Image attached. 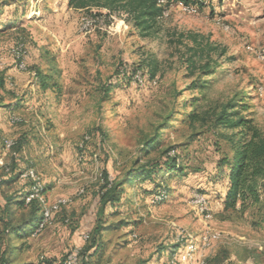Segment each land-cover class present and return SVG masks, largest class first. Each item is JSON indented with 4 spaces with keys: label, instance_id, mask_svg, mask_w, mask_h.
I'll return each mask as SVG.
<instances>
[{
    "label": "rangeland",
    "instance_id": "1",
    "mask_svg": "<svg viewBox=\"0 0 264 264\" xmlns=\"http://www.w3.org/2000/svg\"><path fill=\"white\" fill-rule=\"evenodd\" d=\"M166 1L170 2L159 17L157 31L142 35L123 11L108 14L103 8L77 9L68 6L67 0H14L9 4L0 0V97L14 85L6 87L4 78L13 64L32 85L26 89L34 93L28 99L33 106L39 97H32L43 90L34 70L52 72L57 86L49 85L40 96L47 104L41 109L45 119L34 123L28 135L42 152L56 151L62 142L69 145L76 149L74 165H86L87 172H93V182L77 184V200L72 203L71 196L63 197L66 202L38 233L32 230L23 241L11 238V244L21 245L10 252L15 261L61 264L78 246L77 264H168L170 250L184 245V240L176 239L181 228L183 236L191 234L196 240L209 227L221 235L198 250L203 264H264V192L260 201L242 210H224L220 200L228 178L226 165L221 167L218 161L223 153L231 155L232 149L218 131L230 133L235 128L213 129L208 120L190 123L184 115L191 104L180 106L183 99L200 96L197 110L201 114L243 93L239 114L251 118L264 133V0H203L201 6L190 1L187 4L195 12L184 7L183 0ZM85 19L91 20L90 27L83 26ZM20 41L24 48L17 57ZM208 43L216 46L210 52L215 65L206 77L208 85L188 88L199 72L196 69L187 75L184 57L190 53L188 47L203 46L204 59ZM194 58L196 63L203 60L199 55ZM23 60L24 68L18 64ZM82 138L86 140L80 147ZM147 139L158 143L148 146ZM3 143L2 139L7 151ZM166 147L182 168L170 169L161 163L151 179L137 177L125 183L120 200L106 204L101 213L105 227L93 251L92 228L100 215L94 190L103 174L118 181L147 158L163 161L161 150ZM30 153L36 155L33 148ZM49 159L39 155L38 167L33 165L43 186ZM6 160L0 155V166ZM51 163L57 164L56 159ZM63 168V174L71 171ZM261 185L264 190V178ZM162 189L166 196L155 200ZM198 192L211 212L208 218L193 202ZM85 232L88 237L83 239Z\"/></svg>",
    "mask_w": 264,
    "mask_h": 264
},
{
    "label": "trees",
    "instance_id": "2",
    "mask_svg": "<svg viewBox=\"0 0 264 264\" xmlns=\"http://www.w3.org/2000/svg\"><path fill=\"white\" fill-rule=\"evenodd\" d=\"M13 1L14 0L9 2V0H5L4 4H9ZM190 1H195L198 6H201L203 3V0H183L184 3H189ZM169 2H164V0L162 2H159V0H67L68 6L77 9H90L91 7L97 9L103 8L106 9V13L108 14L115 10L123 11L132 19L133 25L142 35H149L157 31L159 27V17L162 15L163 10L168 6ZM192 36L193 39L197 41L196 36ZM206 45L205 55L207 58L204 59L202 58L204 56V54H202L204 51L203 46H199L198 48L194 46L188 47L190 53L184 57L187 75H193L196 69L199 71L196 78L190 80L187 86L188 88L195 87L197 89H205L208 85L209 80L206 77L211 74L215 65V60L212 58L210 52L215 50L216 46L210 43ZM223 51L224 48L222 47L219 53ZM196 55H199V58L203 60L196 63L194 58ZM34 72L43 88L49 87V85L54 87L57 86L56 82L53 80L54 75L52 72L51 74L49 72H43L40 68L35 69ZM153 73L154 69L151 70V74ZM0 86L3 87L2 81H0ZM236 95L237 94L221 104H215L212 108L204 109L201 114L197 110L200 96H192L188 100L183 99L180 104L181 107L191 104L192 109L184 115L190 123L197 120L203 122L208 120L213 129H218L222 126L235 128V130L230 133L218 131L220 136L225 137L229 141L230 148L232 149L231 155L228 156V154L223 153L218 161L219 166L222 167V165H226L227 169L226 175L228 182L223 198L224 210H242L247 204L260 201L262 199L261 194L264 192L261 185V179L264 178V133L252 123L251 118H246L239 114V108L244 107L245 94L241 93L239 96ZM1 100L2 98L0 97V106L3 105ZM181 113V111H178L179 115ZM21 120L22 118L16 121H10L16 123ZM7 138L11 137H3L2 139L4 142L3 145L8 148L6 157L9 160H6L3 166H0L2 170L0 175V192L2 194V202L0 203V264H24L11 258L10 252L14 249H19L21 245L17 243L11 244L10 240L11 238H17L23 241L22 239L31 233L41 222L44 215V206L51 205L52 202L47 201V198L42 195L41 191L45 192L46 190V186H43V181L40 187L34 190L33 179L21 175L25 169L33 166H25V168L16 164L14 154L21 149L22 140L20 137L11 138L13 143L9 146L5 145V140ZM157 143L158 140L153 139L150 143L149 139L146 140V145L151 144L154 146ZM78 146H80L79 143ZM145 149L147 150L148 147ZM168 149L169 148L166 147L161 150V152L165 154L163 161L154 157L147 158L136 168L127 170L118 181H115L114 178L109 180V175L106 173L103 174V181L100 182L94 190V194L98 196L97 212L99 211L100 215L92 228L90 245L93 246V251L97 250L101 229L105 227L101 213L106 204H112L120 200L121 191L125 183L137 177L140 179L149 177L151 179L152 175L154 176V174L157 173V168L161 167V163H163L166 168L170 169L175 167L179 169L182 168L176 161V155L170 156L168 154ZM221 167L219 171H221ZM36 173L38 174L37 171ZM20 176L24 177V189L17 187L13 189L15 181L20 178ZM5 188L7 189L5 190ZM29 193H33V195L27 197ZM159 193L166 196L165 189H162ZM39 195H42V199L39 198ZM62 203L65 202H59L57 207L51 208L50 217L43 222L42 228L48 223L47 221L52 217L54 211L61 209L63 206H61ZM179 245L180 243L170 250L168 264H171L169 259L171 252Z\"/></svg>",
    "mask_w": 264,
    "mask_h": 264
},
{
    "label": "crops",
    "instance_id": "3",
    "mask_svg": "<svg viewBox=\"0 0 264 264\" xmlns=\"http://www.w3.org/2000/svg\"><path fill=\"white\" fill-rule=\"evenodd\" d=\"M6 75H8L7 78H6ZM4 78L6 80L5 82L6 87L8 86V84H11V83H13L14 85L12 88L8 89L9 92L6 91L7 89L5 87L6 89L4 92L5 97L1 100V103L3 105L0 106V155H3L4 158L6 157V150H3L2 148V138L3 137L8 136V135L20 137V139L22 140L21 149L18 152H15L14 154L15 155L14 159L16 161V164L20 167L29 166V165L30 166L34 165L38 167V165L35 164V162L37 161V158L39 157V155L43 156L44 154L46 155V157L48 156L50 158L49 163H48L49 165L47 166L46 173H43L44 175L46 174L44 177L45 182H46L45 195L47 196L49 200L57 196L65 197L67 195L72 197V200L70 202H72L73 200L74 201L77 200L75 192L78 187L76 188V186L77 184L81 185L83 183L87 184L89 182H93L92 169L90 172H87L89 168L86 165L79 164V163L77 166L74 165L72 161V156L75 155L76 149H74L73 151V149H71L69 145L66 147V144H63L62 142L61 143L62 147L61 148L57 147L56 151L55 149L50 148L49 150L42 152V149L39 150L37 145L34 146V144L31 141V138L28 135V130L30 131V129L32 128L31 126L34 123L38 121L43 122V120L45 119V115L41 113V109L46 108L47 104L44 98L40 99V96L44 94L48 88L47 89L43 88V90L38 93L39 96H37L36 94L35 96L32 97V100L35 97H39L38 99L39 101L43 100L41 103V106H39V101L36 102V106L35 105L33 106L32 104H30L28 99L31 98L30 94L34 95V93L33 92L30 93V90L26 89V87H29L32 85L27 83L26 76L22 71L17 69L13 64L9 66L7 70H5ZM19 89H22V90H19ZM23 91H26V93L24 92L22 99L19 101V103H16L15 102L16 99L21 97V93ZM13 112L22 115L23 118L20 122L12 123L10 121V113H13ZM43 130H44V127H43ZM26 135L29 137V139L26 137ZM29 144H32V146H29ZM30 148H33V150H35V153H36L35 156H32V154L30 153ZM45 159H48V158H45ZM53 159H56L57 164L51 163V160ZM63 166L66 168L68 167L69 169H71V171L68 172L67 174H63V171H64ZM23 179L24 178L20 176V178H18L15 181V186H17V188L24 189L25 185H23L24 183ZM16 183H18V185ZM6 189L7 188H5V190ZM0 195L2 197L1 192H0ZM220 195H221L220 200L223 203L225 191L220 192ZM232 255L235 256L234 254Z\"/></svg>",
    "mask_w": 264,
    "mask_h": 264
},
{
    "label": "bare ground",
    "instance_id": "4",
    "mask_svg": "<svg viewBox=\"0 0 264 264\" xmlns=\"http://www.w3.org/2000/svg\"><path fill=\"white\" fill-rule=\"evenodd\" d=\"M83 26L85 28H87L86 26L90 27L91 26V20L90 19H85L84 23H83ZM23 48H24V44L22 42H19L17 44L16 49H15V55L17 57L22 55V54H20V52L23 50ZM18 64H19L20 67L24 68V64L23 63L19 62ZM21 118L22 117L19 116L17 113H14V112L10 113V120L11 121H16V120H19ZM86 138H87V136H86ZM86 138H82L81 139V141L79 142L80 146L84 145V142H85ZM12 143H13V140L11 138H7L5 140V145L6 146L11 145ZM24 173H26V174H24ZM21 175L22 176H28V177L33 179V181H34L33 189L34 190L38 189L40 187V185L42 184L41 178L38 176V174L36 173V171H35V169L33 167H28L27 169H25L21 173ZM108 178H109V180L111 179L110 176H108ZM81 191H82V189L79 192H81ZM29 194H30V196L33 195V193H29ZM27 197H29V196H27ZM154 197H156V198H154L155 200L159 201V200H161L164 197V194L158 193V194H155ZM39 198L42 199V195H39ZM202 199L203 198L200 195V192H198V194L195 196L193 202H195L197 204L199 211L204 213L205 218H208V217L211 216V212L203 204ZM65 201H66V198L59 197V198H56L53 201H50V202H52L51 205H45L44 206L43 218H42L41 222L32 231L33 234L38 232L42 228L43 222L50 217L51 208L52 207H57L59 202H65ZM216 230H211L209 227H205V228H203L201 230L200 233H198L199 235L197 236V238H195L196 240H194L193 236L191 234L183 236L182 235V228H181V230L176 234V237H177L176 239L177 240L183 239L184 240V245H182V246L179 245L175 250H173L171 252V255H170V258H169L170 259V263L171 264H177L179 261H184V262H186L188 264H203L204 260L203 259H199L197 257V252H198V250H200L202 248H205L208 245H210L211 240H213V239L216 240V238L220 237V235H221L220 232L216 231ZM87 236H88V234L86 233V237ZM79 252H80V247H78V254H79ZM181 258H183V259H181ZM77 261H79L78 258H76L75 264H77Z\"/></svg>",
    "mask_w": 264,
    "mask_h": 264
},
{
    "label": "built area",
    "instance_id": "5",
    "mask_svg": "<svg viewBox=\"0 0 264 264\" xmlns=\"http://www.w3.org/2000/svg\"><path fill=\"white\" fill-rule=\"evenodd\" d=\"M182 5L188 9H191V11L195 12V7H190L189 4L187 3H182ZM88 27V26H86ZM24 53H25V50H24ZM26 63L24 60H23V64ZM26 174V173H24ZM28 196H30V194H28ZM154 195H150V200H151V197H153ZM82 237L83 239H86V232L82 234ZM79 254H78V246H75L73 249H71L67 254L66 256L63 258L61 264H75V260L76 258H79Z\"/></svg>",
    "mask_w": 264,
    "mask_h": 264
}]
</instances>
